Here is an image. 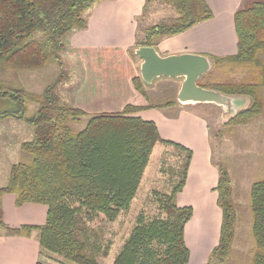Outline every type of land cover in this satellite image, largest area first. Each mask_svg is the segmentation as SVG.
<instances>
[{"label":"trees","instance_id":"trees-1","mask_svg":"<svg viewBox=\"0 0 264 264\" xmlns=\"http://www.w3.org/2000/svg\"><path fill=\"white\" fill-rule=\"evenodd\" d=\"M115 0H0V123L6 119L23 121L34 128L31 141L21 149L31 160L11 167L9 179L0 188V236L27 237L40 232L41 259L44 253L59 255L75 264H99L108 256L102 250L90 224L113 222L128 210L139 188L151 154L158 143L172 145L185 153L179 180L170 194L160 197L164 218L147 221L138 218L130 238L114 264H189L191 253L185 241V228L193 216L192 207H179L177 195L184 189L193 152L180 144L161 138L157 125L137 115L143 108L127 105L119 113L88 115L63 103L57 89L62 81L48 86L43 93L28 91L18 77L59 62L65 51V38L87 28L86 12L96 3ZM169 5L176 17L146 30L137 46L157 47L163 38L183 34L213 18L204 0H147ZM238 38L233 56H211L215 67L224 64L254 66L257 80L239 83L204 82L199 86L228 96H245L250 105L226 125H243L263 112L260 94L264 87V0H245L234 14ZM145 95V83L133 80ZM37 106L28 115L29 106ZM89 117L86 127L76 131L71 125ZM219 169L218 206L222 225L218 245L206 264L224 263L236 234L237 214L232 199L229 173ZM15 196V204L45 205L43 226L12 228L5 223L3 199ZM254 252L249 264H264V179L251 188Z\"/></svg>","mask_w":264,"mask_h":264},{"label":"crops","instance_id":"crops-1","mask_svg":"<svg viewBox=\"0 0 264 264\" xmlns=\"http://www.w3.org/2000/svg\"><path fill=\"white\" fill-rule=\"evenodd\" d=\"M204 1L211 8L213 18L183 34L163 38L156 47L162 56L191 53L211 59V56H233L237 53L234 14L245 0ZM155 5L156 2L147 4V0L105 1L96 3L86 12L87 28L65 38L63 57L76 63L83 71V75L80 74L81 86L75 91L72 103L89 116L119 113L130 104L145 106L143 101L149 96L148 88L158 90L168 85L174 89L176 100L160 108L170 112L157 113L158 116L152 109L154 107H149V111L142 110L137 115L154 122L163 140L180 144L193 152L186 184L177 195V205L194 204L197 201L193 198L206 196L201 201L214 205L220 214L221 231L223 215L216 191L219 169L213 162L209 123L203 113L210 108L206 104H182L178 98L181 79H156L151 85L145 84V95L133 84L135 78H141L142 60L135 54L139 48V30L142 21L156 12ZM8 179L0 188L7 184ZM3 208L5 223L12 228L43 226L46 223L48 208L45 205L17 207L15 196L6 195ZM41 252L40 232L37 230L27 237L0 236V264H37Z\"/></svg>","mask_w":264,"mask_h":264},{"label":"rangeland","instance_id":"rangeland-1","mask_svg":"<svg viewBox=\"0 0 264 264\" xmlns=\"http://www.w3.org/2000/svg\"><path fill=\"white\" fill-rule=\"evenodd\" d=\"M155 6L156 12L153 10V15L148 20L142 21L139 30L142 41L146 30L153 24L158 25L176 16L175 11L166 3L156 2ZM256 71L257 69L251 65L224 64L219 67L213 65L209 75H205L204 82L213 85L257 80ZM80 74L82 76L83 71L78 69L77 64L65 59L62 54L59 62H54L43 69L23 71L18 81L28 91L41 94L63 76L57 92L63 103L73 105L75 91L81 86ZM147 93L149 96L143 101L145 105L142 107L143 110L149 111V107H154L152 109L156 114L170 112L160 108L176 100L174 89L167 85L158 90L148 88ZM260 94L263 99V112L249 120L247 124L226 125L230 118L224 114L221 107L216 105H208L210 109L203 112L209 123L213 162L230 175L232 199L237 214L236 234L231 252L224 263L214 262V264H249L254 252L251 188L256 181L264 179V87H261ZM36 109L37 106L31 104L28 115H34ZM88 118L83 117L77 123L70 125L76 131H82L86 127ZM33 131L34 128L29 124L12 118L0 123V185L8 179L13 165L31 160L21 147L23 143L32 140ZM185 156V153L175 146L158 143L151 154L148 169L146 168V174L144 172L142 176L129 209L122 211L113 222L103 220L89 225L90 235L98 239L102 250L107 246L109 248L108 256L100 258L99 264H114L140 216H144L147 221L165 217L159 209V200L162 195L170 194L178 183V173L185 163ZM203 198L206 196L193 198L192 200L197 201L194 204H179V207L193 209L192 219L185 229V241L191 253L189 264H206L220 238V214L218 215L214 205L201 201ZM43 255L47 264H75L59 255L48 252Z\"/></svg>","mask_w":264,"mask_h":264},{"label":"water","instance_id":"water-1","mask_svg":"<svg viewBox=\"0 0 264 264\" xmlns=\"http://www.w3.org/2000/svg\"><path fill=\"white\" fill-rule=\"evenodd\" d=\"M135 54L142 60L141 78L146 85H151L159 78L182 80L178 95L182 104L216 105L230 119L249 106L248 97L228 96L199 86V80L213 68V61L206 56L191 53L162 56L155 47L145 46L137 48Z\"/></svg>","mask_w":264,"mask_h":264}]
</instances>
